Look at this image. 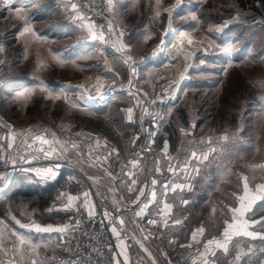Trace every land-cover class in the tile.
Listing matches in <instances>:
<instances>
[{
	"label": "rangeland",
	"instance_id": "obj_1",
	"mask_svg": "<svg viewBox=\"0 0 264 264\" xmlns=\"http://www.w3.org/2000/svg\"><path fill=\"white\" fill-rule=\"evenodd\" d=\"M107 2L119 33L102 43L92 40L88 31L91 23L81 9L72 8L70 0H0V172L8 176L0 182L3 264H58L41 254L42 249L58 253V233H38L34 225L66 224L67 217L76 212L75 208L62 210L68 195L80 197L75 202L80 210L84 209L80 207L83 193L89 192L94 212H107L110 230L115 225L122 232V206L112 203V197H142L141 188L143 197L147 196L150 180H162L171 171L170 165L178 169L181 161H186L189 166H183L189 181L196 184L198 172L199 192L201 186L205 194L204 204L188 222L187 230L204 229L208 244L222 240L228 224L234 222L232 210L240 207L245 182L250 196L257 195V187L264 185V0H180L178 7H173L176 0ZM169 23L175 31H169ZM25 28L31 31L24 32ZM94 32L98 36L101 30L94 28ZM180 32H187L192 43L185 39L180 48L179 40L176 49L181 51L173 54L175 60L171 59L173 55L151 60L162 39L166 47ZM116 42L125 45L121 52L113 47ZM129 56L131 60L125 64ZM133 62L143 64L131 94H120L104 104L87 99L96 92L98 83L104 88L116 83L126 85V68ZM69 85L72 87L66 94H48V90L56 93ZM76 86H83V97ZM175 88L178 99L162 122L151 163L149 157L135 158L128 137L136 127L142 101ZM29 89L34 91L20 95ZM129 108L133 109L131 122ZM56 134L70 147L77 145L71 147L76 155L74 162H67L57 153L58 142L52 144L55 151L51 157L45 158L39 149L41 144L34 141L35 135L53 141ZM88 138L96 143L102 139L105 144H99L103 156L97 160L82 153L81 144ZM9 142L13 144L11 149L7 148ZM192 153L207 159L199 163ZM156 158L159 171H150L149 165ZM53 160L63 166H53ZM130 161H138L135 169ZM67 165L73 166L72 170H62L54 179L25 171L65 169ZM129 170L137 181L131 192L126 175ZM28 184L39 186L38 192L30 197H8L17 185ZM243 220L250 225L248 231L258 237L264 226L253 222H264V199L256 200ZM174 234L178 240L175 229ZM112 235L117 251L115 264L119 243L135 245V256L143 255L139 246L165 244L164 237L120 234L117 239ZM200 236L199 241L187 243H200ZM253 240L234 236L228 245L243 249ZM260 246L252 244L254 258L262 254Z\"/></svg>",
	"mask_w": 264,
	"mask_h": 264
},
{
	"label": "crops",
	"instance_id": "obj_2",
	"mask_svg": "<svg viewBox=\"0 0 264 264\" xmlns=\"http://www.w3.org/2000/svg\"><path fill=\"white\" fill-rule=\"evenodd\" d=\"M123 9H125V7L122 8V10ZM85 109L88 110V108ZM102 130H104V128H102ZM60 136V134L55 135V139L58 142L59 147V152L57 153H60L62 155L61 157L67 162H74L76 155L71 150L72 146L70 147V144H65L63 139H60ZM99 141L100 145L101 143L105 145L102 139H99ZM165 152L167 153L168 151ZM130 156L132 157L131 150ZM197 157H199L197 161L199 163H203L204 155L198 154ZM56 159L59 161L62 160L61 158ZM158 161L159 160L156 158L155 161H153L154 163L149 165L150 171L152 170L155 172L157 167H159ZM181 162L182 163H180L178 169H176L175 172L168 171L162 180L159 179L157 181V179L154 178L157 181L155 185H152V180H150L148 184L147 196L139 197V201L136 200L137 195H135V198H125L122 195H120L118 198H115L114 196L112 197V203L122 206L119 208L121 211L120 218L122 219H120V221H122V223L120 222L122 230V232H119L120 234L125 236H137L140 234L151 236L152 238H165V244L152 243L149 247L139 246L137 249H140V253L143 254L140 256H135L132 254V252H134L136 249L133 248L136 247L135 245L119 243L116 263L264 264V246H260L262 254L256 258L253 256L252 243L251 245H246L243 249H241L242 247L240 246L227 245V251H224L223 249H217L215 245L209 247L204 240V229L200 236V238H202L200 239V243H191L190 245L187 243L188 241H193V233L199 230V228H195L191 229L189 232L187 230V224L189 221L194 220L195 215H198L200 206L204 204L205 194L201 186L199 192L198 172L196 176L197 182L196 184H193L189 181V173L184 169L185 166H183L184 163L189 166L188 163L186 161ZM68 165L65 167V169L60 167H52L56 172L55 177L58 176L57 174H60L62 170H66V172L72 170L71 168H73V166L71 167ZM89 166L92 167V165ZM45 168L49 167H42V169ZM89 169L90 168H88V171H90ZM165 185L168 187L165 188ZM153 192H155V199H153L151 195ZM84 199L85 198L82 199V203H80L81 205L84 203ZM144 204H148V207L143 213L137 215V213L140 211V208L143 207ZM165 204L171 206L170 212L168 213H166L164 210ZM150 221H155V223H150ZM176 221H180V223H176ZM59 226H65V224L61 222ZM128 229L133 232L129 231L128 233ZM174 229L178 231L177 236L180 237L178 240L173 238L175 236ZM135 230H137V232H135ZM141 231H144V233H141ZM196 239L199 241V233L197 234ZM212 253L215 254L212 255ZM238 255L242 257L240 260L236 259ZM145 257L148 258L147 262L145 261Z\"/></svg>",
	"mask_w": 264,
	"mask_h": 264
},
{
	"label": "built area",
	"instance_id": "obj_3",
	"mask_svg": "<svg viewBox=\"0 0 264 264\" xmlns=\"http://www.w3.org/2000/svg\"><path fill=\"white\" fill-rule=\"evenodd\" d=\"M70 1L84 12L87 20L95 25V28L103 31L106 39L112 40L119 33V29L112 21L107 0ZM141 65L135 62L128 65L127 74L131 84L129 82L126 85L112 84L101 90L104 94L103 99L96 98L94 101L98 104H104L114 100L120 94H131L130 90L133 87V82L141 75ZM133 68L135 69L134 72ZM176 91V88L173 91L168 90L169 94L161 91L151 100L142 101V106L137 113L136 127L128 137L135 158L144 159L149 157L148 160L151 163V159L154 157L152 151L155 149L160 136L162 122L170 107L177 102L178 95ZM171 95H175L176 99H171ZM81 145L85 157L97 160L102 156L101 146L97 147V143L91 138H88ZM44 147L49 149L53 146L44 145ZM41 148H43V145L39 146V149ZM52 165L63 166L55 160L52 161ZM65 225L69 226L68 231L57 235L61 249L57 250V254L52 251L46 253L42 249L41 254L43 257L57 261L58 264H115L116 243L109 222L102 211L97 210L94 216L89 217L85 209H80L67 217ZM260 236H264V229L252 241L254 246L264 244V239H260Z\"/></svg>",
	"mask_w": 264,
	"mask_h": 264
},
{
	"label": "snow or ice",
	"instance_id": "obj_4",
	"mask_svg": "<svg viewBox=\"0 0 264 264\" xmlns=\"http://www.w3.org/2000/svg\"><path fill=\"white\" fill-rule=\"evenodd\" d=\"M109 3H111V0H109ZM179 5H180V0H176V4L173 7H178ZM76 7L77 6L75 4L72 5V8L74 10L76 9ZM171 15H172L171 10H169L170 20H171ZM157 16H159V13H157ZM192 18L194 20L196 19L195 16H193ZM94 28H95V25H93V24H89L88 25V31H89V33L92 34V36H91L92 40H99L100 42L103 43L105 41V36L103 34V31H101V33L97 36L95 34V32H94ZM29 31H31V29H29V28H25L24 29V32H29ZM109 31H111V30H109ZM169 31H175V30L171 29L170 23H169ZM167 34L168 33L166 32L165 35H167ZM21 35H23V33H21ZM179 36H180V44H181V46L183 45V41L185 39H187L189 44L192 43V39L188 36L187 32H180ZM117 43L119 44V46H117ZM160 43H161V46H163L164 45V40L162 39ZM113 47L115 48V50L117 52H121L124 49L125 46L123 45V43L116 42V43L113 44ZM158 51L159 52H163L164 51L163 47L158 49ZM180 51H181L180 48L176 49L177 54H179ZM157 54H158L157 52H153L152 56L155 57ZM191 55H195V53H192ZM171 59L175 60L176 59V55H173L171 57ZM129 60H131V56H129L127 59H125L124 63L127 64L129 62ZM134 71H135V69L133 68V72ZM181 79H183V75L181 76ZM42 83L43 82H41V84ZM129 84H131V81H129ZM44 87L47 89L46 85H44ZM71 87L72 86L69 85V86H67L64 89H61L60 92H56V93H53L52 90H48V94L50 96L54 95V94L56 96H59L62 93L66 94L67 88H71ZM171 87L172 86L170 85L169 88H171ZM103 88H104V85L102 83H98L96 85V92L94 94L88 95L87 99L88 100H94L96 98L103 99L104 98V94L101 91ZM32 91H34V89H29L27 92H21L20 95L21 96H27ZM76 91L82 97L84 96L83 86H76ZM165 94H169L168 93V89H165ZM171 99H173V100L176 99L175 95H171ZM153 103H155V101H153ZM132 111H133L132 108L127 109L128 119H129L130 122L132 120ZM53 136H54V134H53ZM12 139L14 140L15 137H13ZM225 139H227V137H225ZM34 141L39 142L41 145H52V144L57 142V141H55V139L53 141L48 140L47 138H45L44 135H35L34 136ZM0 147H3V145H0ZM12 147H13V144L11 142H9L7 144V148L11 149ZM72 147L75 148V147H77V145L73 143ZM97 147H99V141H97ZM166 148H167V145H165V149ZM40 150L44 154V157L48 158L50 153L55 151V148L50 147L47 151L44 148H41ZM113 151H115V150H113ZM192 157L196 158V159H199V157H196V153H192ZM204 159H207V156H204ZM24 162H28V161L25 159ZM129 163L131 164V168L135 169L137 167L138 161H130ZM170 170L173 171V172L176 171V169L173 168L171 165H170ZM25 171H35L37 173V175L41 176V178H52V179H54L55 175H56V172L54 171V169L52 167L45 168V169H42V170L25 169ZM157 171H159V169H157ZM126 175L129 177V179L131 181V184L129 185L128 190L130 192L134 191L135 190L134 186L136 185L137 181H136V179H132V176L135 175V173L133 171L129 170L126 173ZM7 178H8V176L6 174H4L3 172H0V182L6 181ZM244 180L247 181V178L245 177ZM156 183H157V181L155 179H153L152 180V185H155ZM167 187L168 186L165 185V188H167ZM173 190H175V189H173ZM256 191H257V195L250 196V192H249L247 183L245 182L244 195L239 197V200L241 202L240 203V207L232 210L233 211V221L234 222L231 223V224H228L227 228L223 232V239L222 240L209 241L208 242V246L209 247L215 245V247L217 249H223L224 251H227V245L232 241V238L234 236L243 235V236L251 237L253 239L257 238V234L256 233H254L252 231H248V228L250 227L249 223L246 220H243V217L245 216V213L247 211L251 210L252 204L255 203L256 200H258V199H264V185L258 186ZM143 195H144V189L141 188L140 189V196H143ZM151 195H152V198L155 199V192H153ZM89 196H90L89 192H84L83 193V197L85 199H84V203L80 207H83L87 211L88 216L92 217V216L95 215V212H94V205H91L90 202L87 199ZM79 199H80V197H75V196H72V195H68L67 196V204L65 205V207L62 210L71 211V210H73L75 208L76 211H79V208L76 207V204H75V202L77 200H79ZM136 200L139 201V196H137ZM246 201H247V203H245ZM185 203H187V202H185ZM147 207H148V204H144V206L140 208V211L137 213V215H140L141 213H143ZM170 209H171L170 205H168V204L164 205V210H165L166 213L170 212ZM57 210H60V209H57ZM107 215H108V213L105 212V216L106 217H107ZM121 223H122V221H121ZM150 223H155V221H150ZM176 223H180V221H176ZM253 223H261L262 226H264V222H261V221H255ZM21 227H24V225H21ZM68 228H69L68 225L57 226V227H53L51 225L46 226V227H42L40 225H34V230L36 232H38V233H53V232H55V233H61L62 234V233L67 232ZM111 231L117 237V239L120 238V233L117 231V227L115 225H113ZM198 233L202 234L203 233V229L201 228V229L197 230V232L193 233V237H192L193 240L196 239V236H197ZM259 238L260 239H264V236H260ZM145 239H147V237H145ZM20 243L21 244L24 243V239L23 238H21ZM37 246L38 245H33L34 248L37 247ZM214 254L215 253H212V255H214ZM241 258L242 257L239 256V255L236 257L237 260H240ZM0 264H3V262H0ZM33 264H36V261H33Z\"/></svg>",
	"mask_w": 264,
	"mask_h": 264
},
{
	"label": "trees",
	"instance_id": "obj_5",
	"mask_svg": "<svg viewBox=\"0 0 264 264\" xmlns=\"http://www.w3.org/2000/svg\"><path fill=\"white\" fill-rule=\"evenodd\" d=\"M49 185H51V184H49ZM39 188L40 187L35 185V184L34 185L28 184V185H25V186L17 185V187L12 190V192L9 194L8 197L14 198V199H16L17 197H20V196L30 197L31 195H33L36 192H38Z\"/></svg>",
	"mask_w": 264,
	"mask_h": 264
},
{
	"label": "bare ground",
	"instance_id": "obj_6",
	"mask_svg": "<svg viewBox=\"0 0 264 264\" xmlns=\"http://www.w3.org/2000/svg\"><path fill=\"white\" fill-rule=\"evenodd\" d=\"M179 40H180V36H176L174 38L173 42L170 45H168V46L166 45V47H164V45L160 46L158 49L163 47L164 51L163 52H159L158 49H157L155 52H157L158 54L155 57L151 56V60H159V59L167 57L169 55H173L176 52V46H177V43H178ZM184 45L185 44L183 43L182 47ZM182 47H181V44H180V48H182Z\"/></svg>",
	"mask_w": 264,
	"mask_h": 264
}]
</instances>
